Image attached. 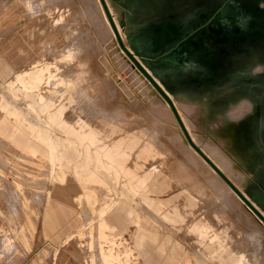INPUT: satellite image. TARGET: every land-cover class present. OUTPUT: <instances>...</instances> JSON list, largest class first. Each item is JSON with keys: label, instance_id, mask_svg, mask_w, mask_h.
<instances>
[{"label": "rangeland", "instance_id": "1", "mask_svg": "<svg viewBox=\"0 0 264 264\" xmlns=\"http://www.w3.org/2000/svg\"><path fill=\"white\" fill-rule=\"evenodd\" d=\"M203 1L149 0L147 7L140 6V15L168 17L174 40L155 59L131 54L163 84L193 144L264 217V72L252 75L253 68L264 65V0ZM16 2L31 13L44 5L51 17L61 16L57 22L67 40L60 50L42 53L18 71L49 65L57 79L48 84L42 80L28 88L16 81L18 72L0 76V264H218L213 257L218 245L209 243L214 234L250 264H264V223L188 144L169 105L151 95L135 65L120 58L100 0H0V7ZM104 2L123 45L133 51L139 45L125 35V11L133 7ZM179 7H189L190 14L184 17ZM92 23L97 29L88 38ZM217 42L230 53H221ZM14 113L28 118L32 127L46 121L51 134L69 139L74 118L87 120L99 132L102 147L95 152L117 165L124 158L127 170L115 180L112 169H101L105 180L100 183L103 201H98L91 176L100 173L85 170L89 160L80 148L87 125H75L82 130L74 148L78 160H56L52 166L49 149ZM232 134L236 148L225 144ZM253 149L252 161H239L238 150L250 154ZM93 154L88 152V158ZM220 154L234 166L220 162ZM150 172L165 179L161 188L154 187L157 177ZM57 186L65 193L84 187L82 202L75 204L81 225L59 243L55 233L67 215L63 198L53 193ZM109 198L125 201L132 213L124 217L126 228L119 234L105 229L100 238L97 216ZM137 220L149 231L145 228L143 252L135 245ZM203 224L210 238L192 230Z\"/></svg>", "mask_w": 264, "mask_h": 264}, {"label": "crops", "instance_id": "2", "mask_svg": "<svg viewBox=\"0 0 264 264\" xmlns=\"http://www.w3.org/2000/svg\"><path fill=\"white\" fill-rule=\"evenodd\" d=\"M117 1L121 4L125 3L126 5L133 7L132 11H125L126 14H128L127 17L129 16L127 18L129 26L126 30L125 35L130 42L132 41L134 45L138 44L139 46L136 47V49H132L133 51L130 52H137L139 55L151 59L158 58L162 53H166L169 49L168 45L172 38V36L170 37L169 34L170 26L171 28L174 27L172 21H170L168 17L166 20H161L160 17L158 20H155L152 15L146 17L145 15L138 14L140 11L138 10V8L140 6L147 7L149 0H139L141 1V3L139 2V7H134L137 2L136 0H116L117 5L123 7L121 4H118ZM55 11L56 10H54V12ZM61 18V16L57 18L51 17L45 11L44 5H41L40 11H36L33 13H31L25 5L17 2L7 3L5 7H0V76L13 75L34 63L42 53H45L49 50H60L61 48H63L67 39L63 27L59 26V23L57 22ZM92 24L93 28L89 26L87 27L88 32H85L88 34V38L93 37V35H95V30L97 29L95 23ZM75 25H79V22H77V24ZM79 28L80 25L78 26V29ZM172 39L174 40V36ZM88 43L90 44L89 39ZM156 79L158 80V82L160 81L158 78ZM159 83L162 85L163 89L166 90L163 84L161 82ZM71 117L74 118L75 116ZM74 119L76 120V123L73 120L72 124H70L71 139H67L74 142V145L77 147V138H79V132L83 130L81 132L82 137L83 139H86V141L84 142V146L80 147L81 151L84 152L85 148L87 147L89 153H94L95 150H97V148L95 147H98V149L101 148V141H97L99 132L97 131L96 127H89L90 125L87 120H81L80 118L76 117ZM79 123L83 125L86 124L87 128H83L82 130H75L77 129L75 125H79ZM97 153L98 156H100L99 152ZM110 154L114 157L116 156V153H113V151H110ZM124 155H126L125 152ZM103 162L104 164L110 166L114 172H116V180L118 179V173L122 172L123 169H126L127 164L124 158L120 159L118 165L113 161ZM85 170L91 173L95 171H98L100 173L99 178H93L91 176V189L95 193H97V197L101 198V200L97 198L98 201H103V188L100 183L103 182V179L105 180V178L102 177L105 172L99 168H94L91 165H89V167ZM73 171L77 172L75 168L73 169ZM106 176L113 178L112 175ZM154 177H157L158 181L157 184L154 185V187L158 189L161 188L162 184L166 182L165 179H163L160 174H154ZM107 181L109 180L107 179ZM93 183L99 184L102 189L98 190L99 186L95 185L94 187ZM60 184H64V182ZM63 187L64 186H57L53 191L56 196H60L61 198H63L65 207H63L62 210L64 214L67 215V222L64 226L59 225V229L57 228L58 230L55 233V239L58 243L63 242L64 239L69 237V234L72 232V230L76 227H80L82 222L79 220L75 204H78L79 206V203L82 202V198L84 196V187L82 186V188L78 190V192L73 190V192L69 191L67 193L63 191ZM131 213L132 212L129 208H127V204L125 203V201L121 202V200H117L115 202H112L111 206L106 210L105 214L102 216V218L104 217L102 221L106 225V229L111 230L114 235H117L120 233L119 231H122L126 228V223H124L123 219L124 217L126 219L130 218ZM133 224L136 230L135 245L139 250L143 252L145 246L144 235L146 226L140 220L133 222ZM147 245L151 244L148 243Z\"/></svg>", "mask_w": 264, "mask_h": 264}, {"label": "bare ground", "instance_id": "3", "mask_svg": "<svg viewBox=\"0 0 264 264\" xmlns=\"http://www.w3.org/2000/svg\"><path fill=\"white\" fill-rule=\"evenodd\" d=\"M105 3V2H104ZM106 5V4H105ZM113 10L115 11V13H117V15L119 16L118 14V11H116V7H112ZM109 10V9H108ZM113 14H111L110 12V16L114 22V25H115V19L113 18L112 16ZM116 15V14H115ZM117 15H116V18H117ZM115 17V16H114ZM117 21V20H116ZM109 23V22H108ZM111 30H112V42L114 43V45L118 48L119 50V55H120V58L125 61L127 64H131L134 66V64H132V62H130V58H128L127 54L125 53V51L121 48L120 44H119V41L117 39V36L118 38L122 36V33L121 31H119L118 27H117V24L115 25V28H116V33L113 31L111 25H109ZM128 50V49H127ZM69 51V50H67ZM72 51V50H70ZM129 51V50H128ZM130 52V51H129ZM65 53V52H64ZM131 53V52H130ZM65 57H70V52L64 54ZM73 57V56H72ZM140 62V61H138ZM142 66V64H140ZM143 67V66H142ZM144 70L146 71V73L152 78L153 82H151L141 71H139L136 67H134V69H136V72L137 74H139L141 76V80L142 82L146 83L147 86H149L150 88V92H151V95L155 96V98L161 100L162 102L164 103H167L166 100L164 99V97L162 96V94L159 92V90L157 89L160 88V90H162L164 93L166 92L161 84L158 82V80L150 73V71L146 68V67H143ZM44 69H46V71L48 72H44ZM85 70V69H84ZM47 73H49L48 75H46ZM86 73V72H84ZM17 77H16V81L19 82L23 87L27 86L29 88V86H34V85H37L39 82H41L42 80L43 81V84H48L49 81L51 79H57L56 78V73H53L52 71L49 70V65L46 67V68H36L33 66V68L31 70H24L22 72H18L17 73ZM80 74V73H79ZM82 75H85L83 74L82 72ZM81 75V76H82ZM84 78V77H83ZM82 78V79H83ZM76 79V78H75ZM74 79V80H75ZM77 79L80 80V76L79 78L77 77ZM85 79V78H84ZM32 90V87H30L29 91ZM166 94V93H165ZM168 96V93L166 94ZM170 97V96H169ZM41 99V98H40ZM170 99V98H169ZM171 100V99H170ZM42 101V100H40ZM30 107L31 110H33V107L30 106L29 103H27ZM174 104V103H173ZM168 105V103H167ZM175 105V104H174ZM2 106L4 107L5 106V103H2ZM175 107V106H174ZM176 110V109H175ZM177 112V111H176ZM20 113V112H19ZM15 114V113H14ZM22 122L23 124H27V126H29L30 128L33 129V136L34 138L36 139H39L41 142H43L46 147L49 149V160H50V163L52 164V166L54 165V162L57 160L59 163H64V162H67V163H73L75 161H77L78 157L76 155V152L74 148H77L75 145H74V142H72L71 140L65 138L64 136L62 135H58L57 136H54L53 134H51L50 131L48 130H51L50 129V126L47 124L46 121H43L46 126H42V125H38V124H32V126H30L29 123V120H27L28 118L24 119L22 118L19 114H15ZM183 122V121H182ZM183 126L185 128V130L187 131V127H186V124L183 123ZM181 128V127H180ZM47 129V130H46ZM182 130V129H180ZM223 130V129H221ZM220 130V131H221ZM183 137L185 138V140H187V138L185 137V135L183 134V132L181 131ZM65 139H64V138ZM191 139V138H190ZM188 142V140H187ZM241 144H242V141H240ZM229 143L230 146H232V148H236V146L238 144L237 142V138L235 136V134H232L230 136V138L228 139V142L225 141V144ZM189 144V142H188ZM190 145V144H189ZM191 146V145H190ZM253 150L250 151V154H248V152L244 151V150H238V155L237 157H239V161L241 162H247L250 160L252 161L253 160ZM85 158L88 161V164L93 166L94 168H99V169H104L105 171L107 172H111V167L108 166L107 164H104L103 160L98 156V153L97 152H94V154L90 157V159L88 158V148L86 147L85 148ZM201 157V156H200ZM202 158V157H201ZM220 158V162H222L223 164H225L226 166H229L230 168H232L234 165L233 164H230V161L228 160V158L222 154H220L219 156ZM77 159V160H76ZM203 159V158H202ZM209 159V158H208ZM204 160V159H203ZM210 160V159H209ZM205 161V160H204ZM211 161V160H210ZM206 162V161H205ZM212 162V161H211ZM207 163V162H206ZM213 163V162H212ZM208 164V163H207ZM209 165V164H208ZM215 165V164H214ZM210 166V165H209ZM216 166V165H215ZM211 167V166H210ZM217 167V166H216ZM228 167V168H229ZM212 168V167H211ZM218 168V167H217ZM213 169V168H212ZM219 169V168H218ZM214 170V169H213ZM215 171V170H214ZM221 171V170H220ZM114 179L116 180V172L114 173ZM229 186V185H228ZM126 187L129 188V186L126 185ZM230 187V186H229ZM237 188V187H236ZM231 189V187H230ZM238 189V188H237ZM232 190V189H231ZM239 190V189H238ZM233 191V190H232ZM240 191V190H239ZM129 192V191H128ZM234 192V191H233ZM241 192V191H240ZM130 193V192H129ZM235 193V192H234ZM236 194V193H235ZM246 198V197H245ZM112 204V200L111 198H109L107 201H106V204L102 205V207L99 209V212H98V235L100 238H102L105 234V229H106V225L103 223L102 221V215L103 213L111 206ZM254 207V206H253ZM256 209V208H255ZM260 213V212H259ZM262 215V214H261ZM263 216V215H262ZM259 218V217H258ZM260 219V218H259ZM261 220V219H260ZM262 221V220H261ZM263 222V221H262ZM91 223V222H90ZM208 229H209V226L208 224H203V225H194V227L192 228L193 231L199 233L202 237L206 236V238H210L208 237ZM213 237L210 238L209 240V243H212V242H215L217 243V247L214 249V252H213V257L217 258V262L218 264H250L249 261L247 260V258L245 257V255L242 253V252H234L230 247L228 246H225L224 243H223V240H221L220 236L218 234H214L212 235ZM196 261V260H195ZM205 261H202V263L200 264H203ZM207 263V262H206ZM196 264H198V262L196 261Z\"/></svg>", "mask_w": 264, "mask_h": 264}, {"label": "water", "instance_id": "4", "mask_svg": "<svg viewBox=\"0 0 264 264\" xmlns=\"http://www.w3.org/2000/svg\"><path fill=\"white\" fill-rule=\"evenodd\" d=\"M101 5L103 7V10L106 14V17L113 29V31L116 33V28L115 25L113 23V20L110 16V13L104 3V0H100ZM117 39L119 41V44L121 46V48L125 51V53L127 54V56L130 58V60L132 61V63L135 65V67L141 71L151 82H153L152 78L146 73V71L144 70V68L139 64V62L134 58V56L125 48V46L123 45V43L120 40V37ZM134 55H139L137 52L134 53ZM154 84V82H153ZM157 89L159 90V92L162 94V96L164 97V99L166 100V102L168 103L169 107L171 108L173 114L176 117V120L178 121V124L180 125L185 137L187 138L188 142L190 143V145L201 155V157L216 171V173H218V175L231 187V189L237 194V196L253 211V213H255V215L257 217H259L263 223H264V217L261 215V213H259V211L257 209H255V207H253V205L245 198V196L222 174V172L193 144V142L191 141V139L189 138L176 110L175 107L172 103V101L169 99V97L162 91L160 90V88L157 87Z\"/></svg>", "mask_w": 264, "mask_h": 264}, {"label": "flooded vegetation", "instance_id": "5", "mask_svg": "<svg viewBox=\"0 0 264 264\" xmlns=\"http://www.w3.org/2000/svg\"><path fill=\"white\" fill-rule=\"evenodd\" d=\"M201 1H202V3L204 2L203 0H197V2H201ZM186 8H189V7H186ZM186 8H185V7H179V8H178V12H179L180 14H182L184 17H186L187 14H190V12H189L190 9H186ZM218 38H220L219 35H218ZM224 40H225V39H224ZM225 42H226V40H225ZM216 44L220 46V50H222L221 53H224V54H229V53H230V52L227 50L225 44L218 43V42H217ZM252 59L256 60L257 57H256V56H253Z\"/></svg>", "mask_w": 264, "mask_h": 264}, {"label": "clouds", "instance_id": "6", "mask_svg": "<svg viewBox=\"0 0 264 264\" xmlns=\"http://www.w3.org/2000/svg\"><path fill=\"white\" fill-rule=\"evenodd\" d=\"M262 72H264V65H257L255 68L252 69V75H257ZM225 115H228V113L226 112Z\"/></svg>", "mask_w": 264, "mask_h": 264}]
</instances>
